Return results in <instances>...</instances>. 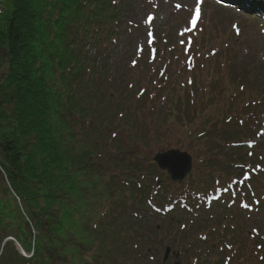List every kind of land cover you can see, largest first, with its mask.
<instances>
[{
  "label": "trees",
  "instance_id": "16d2710c",
  "mask_svg": "<svg viewBox=\"0 0 264 264\" xmlns=\"http://www.w3.org/2000/svg\"><path fill=\"white\" fill-rule=\"evenodd\" d=\"M4 2L6 12L0 17V246L10 235L26 252L33 249V255L21 256L6 241L0 264H138L148 252L147 244L139 245L146 226L139 207L150 209L151 202L160 207L169 195L180 191L157 172L150 159L149 166L143 167L138 146H147L149 137L142 124L150 121L148 129L169 131L181 125L186 133L201 132L200 137L207 132L200 121L203 111L190 116L178 111L182 93L177 87L164 93L159 83L151 90L144 85L132 93L135 85L130 78L128 87L116 88L109 55L119 51L122 22L129 10L126 0ZM83 41L91 42L107 58L98 59L97 53L89 56L82 49ZM170 76L165 73L164 77ZM207 77L203 91H217L211 87L212 75ZM246 88L243 99L248 106L257 105L264 91L247 93ZM144 93H149V106ZM214 99L208 102L213 105ZM198 124L202 129L195 132ZM217 135L229 140L225 133ZM129 138L133 146L123 147V140ZM154 172L162 181L152 192ZM228 176L226 172L225 179ZM188 184L190 190L200 188L194 181ZM218 206L204 208V217L202 208L194 215L199 219L183 222V228L180 219L172 220L171 243L179 244L177 239L187 229V250H201V243L209 250L207 240L217 241L218 234L225 250L222 242L231 238V222L223 219ZM213 213L226 222L223 230L217 231L216 223L208 219Z\"/></svg>",
  "mask_w": 264,
  "mask_h": 264
},
{
  "label": "rangeland",
  "instance_id": "374dc122",
  "mask_svg": "<svg viewBox=\"0 0 264 264\" xmlns=\"http://www.w3.org/2000/svg\"><path fill=\"white\" fill-rule=\"evenodd\" d=\"M231 2L236 3L228 5L217 0H126L129 10L122 22L121 42L118 45V49L123 50L113 51L109 55V66L116 75V88H125L130 78H133L132 83L135 85L130 89L132 93L144 85L151 90L154 86H160L158 82H161L164 93L172 92L170 88L174 87L182 93V100L177 105L178 111L184 110L188 116L192 112L203 111L205 116L200 121L207 126V132L200 137L198 135L201 132L197 136L186 133L181 125L170 128L169 131L166 128L148 129L151 126L150 121L142 124L146 137H149L147 146H138L139 155L144 158V168L149 166L147 159L151 161L155 152L168 146L188 150L192 155L191 172L175 185L180 191L193 181L205 182L207 177L212 181L208 183V187H212L215 185V178L228 180L225 179L226 171L229 172L228 178L239 176L243 168L237 169L235 162L241 158L247 164L250 160L242 153L238 155L231 141L249 139V145L258 146L260 142L264 144V96L259 95L261 99L257 98V105L248 106L249 103L245 102L239 90L234 89L235 81L240 80L251 84L247 87L248 92L257 90L260 94L264 91V8L261 9L259 17H256L254 11L260 9L259 5L264 0ZM197 6L200 8L199 17L196 16ZM150 16L151 21L148 19ZM154 34L155 41L151 44ZM81 46L84 51H88L89 56L97 53L98 59L107 58L91 42L83 41ZM150 46L157 51L153 60H150L152 58L148 54ZM190 51H194L193 65L190 66L192 70L186 63ZM162 70L164 72L161 74ZM165 73L171 75L167 80ZM208 75L213 76L211 87H216L217 91H203L202 82L205 84L208 81ZM163 82L166 83L165 86ZM225 86L230 87V92L228 89L224 96ZM211 97L215 98L213 105L208 102ZM143 98L148 100L149 93H144ZM155 101L154 99L151 102ZM149 103L150 101L147 102L148 106ZM206 107L209 109L206 110ZM241 117L247 118L246 123H243ZM113 122L117 124L116 121ZM201 129L198 124L195 132ZM224 133L229 140H223L217 135ZM157 138L160 139L158 143ZM122 146H133L132 138L123 140ZM242 150L246 151L244 148ZM261 155L257 154L255 160H251L253 164L257 161L260 164L262 160L263 165L253 166L257 176L251 180V193L249 190L245 194L248 203L241 208L238 201L228 202V206L233 204L229 207L225 204L218 206L219 211L224 212L223 219L231 222V238L228 237L226 241L232 240L236 250H223L218 240L220 234L217 241L213 238L207 240V245L212 247L209 250L203 247V243L199 248L201 250H187L184 240L190 233L187 229L184 230L182 238L177 239L179 244L173 245L171 239L175 234L169 227L172 222L179 218L180 222L190 224V219L195 221L199 218L178 209L167 215H159L144 205L139 207L141 214L146 217L143 224L146 226L142 230L144 239L139 245L147 244L148 252L144 254L146 258L138 260V264H225V255L228 256V264H264V156ZM200 174L206 177L199 176ZM156 176L158 175L154 172V177L151 178L154 180L152 192L157 186ZM158 179L159 185L162 179ZM218 188L222 192L223 187H216ZM253 189L256 193H253ZM232 195L230 194L231 198ZM206 213L204 210L203 217ZM125 214L129 215V212ZM213 214L214 217L209 214L208 219L216 223L217 231L223 230V223L226 222L222 218L218 219V213ZM157 225L158 228L154 229ZM191 227H195V224ZM254 231H260L262 235L255 234ZM167 245L174 254H170L163 263L162 256ZM190 246L192 247V243ZM198 247L199 245L196 248Z\"/></svg>",
  "mask_w": 264,
  "mask_h": 264
},
{
  "label": "water",
  "instance_id": "95a60500",
  "mask_svg": "<svg viewBox=\"0 0 264 264\" xmlns=\"http://www.w3.org/2000/svg\"><path fill=\"white\" fill-rule=\"evenodd\" d=\"M153 160L161 170H166L173 181H181L191 170V157L186 152L176 149L156 153ZM169 249H166L164 260L167 258Z\"/></svg>",
  "mask_w": 264,
  "mask_h": 264
},
{
  "label": "snow or ice",
  "instance_id": "6c2138e0",
  "mask_svg": "<svg viewBox=\"0 0 264 264\" xmlns=\"http://www.w3.org/2000/svg\"><path fill=\"white\" fill-rule=\"evenodd\" d=\"M199 15H200V8H199V6H197V8H196V16L199 17ZM148 19H149V21H151L152 17L150 16ZM193 24H195V20H193ZM148 35L151 36V33H149ZM133 63H135V61Z\"/></svg>",
  "mask_w": 264,
  "mask_h": 264
}]
</instances>
